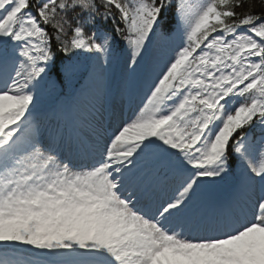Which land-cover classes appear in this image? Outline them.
<instances>
[{
  "label": "snow or ice",
  "instance_id": "1",
  "mask_svg": "<svg viewBox=\"0 0 264 264\" xmlns=\"http://www.w3.org/2000/svg\"><path fill=\"white\" fill-rule=\"evenodd\" d=\"M245 2L0 0V264H264V13ZM114 66L149 81L130 116L93 106L74 136L34 119L41 87Z\"/></svg>",
  "mask_w": 264,
  "mask_h": 264
},
{
  "label": "rangeland",
  "instance_id": "2",
  "mask_svg": "<svg viewBox=\"0 0 264 264\" xmlns=\"http://www.w3.org/2000/svg\"><path fill=\"white\" fill-rule=\"evenodd\" d=\"M162 47L167 52L174 45L165 44ZM106 80L111 83L108 96L105 95V91L102 89V84ZM148 85L149 81L143 76L133 80L124 79L121 69L118 66H114L112 73L106 79L101 82H90L86 91L81 92L69 87L68 96L61 98L55 108L56 118L62 124L61 130L66 136H74L81 122L93 106L107 108L115 102L117 110L122 113V118L130 116L144 99ZM68 103H70L69 107ZM71 115L75 116L79 123H73L70 119ZM117 124L118 121L116 120L112 122L113 127H116ZM213 189L227 197L225 185L216 186ZM193 231L195 232L194 235H196V231Z\"/></svg>",
  "mask_w": 264,
  "mask_h": 264
},
{
  "label": "trees",
  "instance_id": "3",
  "mask_svg": "<svg viewBox=\"0 0 264 264\" xmlns=\"http://www.w3.org/2000/svg\"><path fill=\"white\" fill-rule=\"evenodd\" d=\"M249 4L252 5L251 11L255 14H261L264 13V0H246L244 7L243 8H237V12H245L249 10ZM240 31H244V29H240ZM215 35V34H214ZM109 86L107 85V88ZM66 91V87L63 90V92H60L57 89H53L50 86H44L41 87L38 91L37 94L39 96V108L38 111L45 110L47 107H51L55 101L57 100L58 97L62 96ZM41 119V118H37ZM47 125H51V121H48Z\"/></svg>",
  "mask_w": 264,
  "mask_h": 264
},
{
  "label": "bare ground",
  "instance_id": "4",
  "mask_svg": "<svg viewBox=\"0 0 264 264\" xmlns=\"http://www.w3.org/2000/svg\"><path fill=\"white\" fill-rule=\"evenodd\" d=\"M69 106H70V103H68V107H69ZM70 119H71V121H72L73 123H77V118H76L75 116L71 115Z\"/></svg>",
  "mask_w": 264,
  "mask_h": 264
}]
</instances>
